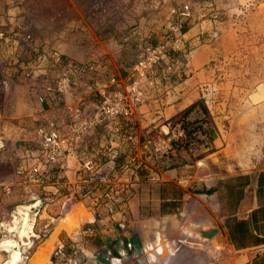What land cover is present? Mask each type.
I'll use <instances>...</instances> for the list:
<instances>
[{"label": "rangeland", "instance_id": "374dc122", "mask_svg": "<svg viewBox=\"0 0 264 264\" xmlns=\"http://www.w3.org/2000/svg\"><path fill=\"white\" fill-rule=\"evenodd\" d=\"M23 2L31 19L24 32L34 38L42 37L41 40L47 38L48 44H53L55 35L62 32L64 43L81 46L82 61L79 62L100 59L103 65L109 64L104 56H88L87 47L93 40L85 21L92 9L86 5L71 9L69 0ZM150 3L136 11L135 16L144 22L139 29L141 37L152 34L156 41L162 39L168 18L185 4L190 5L193 18L185 26L191 43V51L185 59L187 66L165 84H140L143 102L133 118L106 119L84 138L79 148L81 156L95 157L103 163L113 159L115 168L99 169L87 176L89 185L74 187L69 183L75 181L73 158L65 170L67 173L63 171L50 177L47 174L43 178L45 182L40 183L25 182L17 177L9 192L0 190V264H7L10 253L1 244L8 240L18 243L24 238H33L36 243L29 251L21 250L19 264H24V257L30 254H33L30 264H75L71 258L79 259L78 263L82 264V245L90 247L94 239H101L83 231L90 228L98 234L111 227L110 216L138 207V194L152 203L159 177L170 176L174 180L162 188L176 199L167 203L168 211H177L182 205L179 198L185 181L190 176L196 186L203 170L214 173L223 169L228 174L235 168L253 167L263 161L264 0H152ZM111 12L112 9L104 10V16ZM55 16L63 20L58 25L35 24ZM132 32L122 34L123 49L128 46L131 50L122 55L123 69L115 66L114 59L110 69L102 66L80 75L69 73L79 89L76 95L82 93L90 97L87 115L93 116L96 112L100 98L95 92L101 85L114 76L126 80L131 75L137 58L136 45L141 41L128 39ZM71 35L74 37L70 40ZM26 44L33 48L29 42ZM15 45L20 47L21 44ZM36 60L38 63V56ZM196 102L202 105L189 115L188 122L203 126L205 131L198 129L192 139L185 134L180 136L183 120H175V112L182 110L178 113L181 115ZM203 106L209 109L210 115L203 113ZM174 141L181 146L179 151L173 146ZM214 148L224 151L212 155ZM34 204L38 207L27 209ZM149 210L147 213L152 212ZM25 213H30L34 234L21 238ZM43 241L45 247L38 249ZM60 241L65 256L58 254ZM79 250L81 254L76 255Z\"/></svg>", "mask_w": 264, "mask_h": 264}, {"label": "crops", "instance_id": "0c3cea01", "mask_svg": "<svg viewBox=\"0 0 264 264\" xmlns=\"http://www.w3.org/2000/svg\"><path fill=\"white\" fill-rule=\"evenodd\" d=\"M23 1L0 0V34L5 35V39L0 40V138L7 144L0 154V190L5 192L14 185L26 150L33 149L41 138L40 129L58 127L64 130L69 122L56 90L59 71L50 63L39 66L38 52L56 50L71 60L82 61L81 46L64 43L62 32L55 35L53 44H48L47 38L41 40L42 37L34 38L24 32L31 19H28L27 5H23ZM69 2L71 9L84 5L92 9L85 21L93 40L87 47L88 56H104L109 62L103 65L100 59L93 60L97 69L102 66L110 69L114 59L115 66L123 69L122 55L131 50L128 46L123 49L122 34L140 29L144 22L136 18L135 13L145 5L150 6L152 0ZM54 4L58 9L57 2ZM106 9H112L108 16H104ZM61 21V17L55 16L35 24L58 25ZM73 37L71 35L70 40ZM134 40L137 39L134 37ZM17 42L20 47L15 45ZM26 42L33 48L26 47ZM75 85L74 100L76 103L83 101L84 111L89 113L90 97L82 93L76 95L79 89ZM181 111L175 113L178 115ZM73 160L77 163L76 171L72 172L76 179L78 162ZM201 174L196 186L191 176L185 181L179 198L182 205L177 211H168L167 203L176 199L162 188L174 180L170 176L165 177L167 180L159 177L152 203L138 194L136 209H127L108 218L111 229L97 231L98 234L90 228L84 230L101 239H94L90 247L82 245V264H264V159L253 167L235 168L228 174L223 169L214 173L203 170ZM149 209L151 213H147ZM210 229H216L215 235L211 239L203 238L201 233ZM17 242L20 251H29L36 240L24 238ZM61 243L60 248L64 246ZM44 245V241L40 242L37 248ZM79 253L80 250L75 254ZM10 258L11 253L7 263ZM32 260L33 254H30L24 257L23 263L30 264ZM71 260L81 264L79 259Z\"/></svg>", "mask_w": 264, "mask_h": 264}, {"label": "built area", "instance_id": "2783aa9c", "mask_svg": "<svg viewBox=\"0 0 264 264\" xmlns=\"http://www.w3.org/2000/svg\"><path fill=\"white\" fill-rule=\"evenodd\" d=\"M192 18V9L189 4H185L175 15L168 18V27L159 41L153 40L152 34L141 37L140 30L135 29L128 39L135 37L141 41L136 45L137 58L133 62L131 75L126 80L114 76L98 88L95 93L100 99L93 116L87 115L81 103L75 102L76 86L69 73L75 72L80 75L97 70L96 63L71 60L56 50L50 53L39 51V66L46 62L59 71L56 90L68 114L69 122L64 130L58 127L40 129L41 138L33 149L26 150L22 164L16 172L17 177L30 183L45 182L43 178L47 174L51 176L62 173L74 158L79 166L77 178L69 183L75 187L81 184L89 185L90 179L87 176L94 175L99 169L106 166L115 168L116 163L113 159L103 163L101 159L97 160L95 157L81 156L79 154L81 143L91 134L90 130L93 127L106 119L133 118L143 102L144 94L140 84H165L187 66L185 59L191 51V43L185 26L191 23ZM4 39L5 35L0 34V40ZM179 135H184V132L180 131ZM6 147V140L0 138V154ZM84 175L86 177H83ZM86 195L88 196V193ZM106 196L109 197L110 194ZM62 248L58 254L65 256Z\"/></svg>", "mask_w": 264, "mask_h": 264}, {"label": "bare ground", "instance_id": "6f19581e", "mask_svg": "<svg viewBox=\"0 0 264 264\" xmlns=\"http://www.w3.org/2000/svg\"><path fill=\"white\" fill-rule=\"evenodd\" d=\"M36 207H38V204H34V205L28 207L27 209L31 210V208H36ZM30 217H31L30 213H25L23 216L22 220L24 221V223L22 222L23 223V226H22L23 229L20 231V237L21 238H23L25 235H29V237H30L31 234H34L33 226H32L33 223L31 224V218ZM1 247L5 248L6 250H8L11 253L10 261L7 264H19L21 262L22 253L20 250H18V243H16L13 240H8V241L3 242L1 244Z\"/></svg>", "mask_w": 264, "mask_h": 264}, {"label": "trees", "instance_id": "16d2710c", "mask_svg": "<svg viewBox=\"0 0 264 264\" xmlns=\"http://www.w3.org/2000/svg\"><path fill=\"white\" fill-rule=\"evenodd\" d=\"M200 105H202L200 102H196V103H194V104H192L189 108H187V110H185V112L183 113V114H181V115H176L175 117H174V119L176 120L177 118H179L180 119V121L181 120H183V125H182V128H183V131H184V134L188 137V138H190V139H192L193 138V136L196 134V131L198 130V129H200V130H202L203 129V132L205 131L204 130V128H202L203 126H199V127H197L196 125V123L195 122H188V117H189V115L198 107V106H200ZM202 111H203V113H205V115H210V112H209V109L206 107V106H203V108H202ZM178 119V120H179ZM184 120L186 121V122H184ZM177 123H180V122H178L177 121ZM186 124V125H185ZM173 146L174 147H178L177 148V151H179L180 149V145H179V143H177V142H173ZM217 150L214 148V149H212L211 150V153H215Z\"/></svg>", "mask_w": 264, "mask_h": 264}, {"label": "water", "instance_id": "95a60500", "mask_svg": "<svg viewBox=\"0 0 264 264\" xmlns=\"http://www.w3.org/2000/svg\"><path fill=\"white\" fill-rule=\"evenodd\" d=\"M216 233V229H210V230H207V231H203L201 233V236L205 239H211Z\"/></svg>", "mask_w": 264, "mask_h": 264}]
</instances>
